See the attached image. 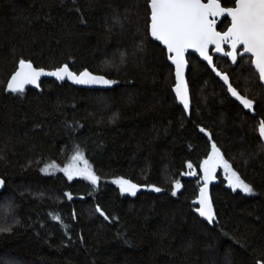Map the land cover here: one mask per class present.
Returning a JSON list of instances; mask_svg holds the SVG:
<instances>
[{"label": "trees", "instance_id": "trees-1", "mask_svg": "<svg viewBox=\"0 0 264 264\" xmlns=\"http://www.w3.org/2000/svg\"><path fill=\"white\" fill-rule=\"evenodd\" d=\"M149 2L0 0V203L8 198L13 206L3 220L11 231H0V264L264 262V83L242 46L236 63L211 53L233 87L255 100L244 109L189 53L188 116L173 91L167 48L150 36ZM230 23L225 16L217 28L225 32ZM20 59L47 69L68 64L116 83L86 89L44 79L37 90L10 93ZM201 127L255 190H233L218 168L212 224L196 212L201 164L211 150ZM77 150L97 184L84 176L69 180L61 170ZM50 164L56 170L42 171ZM121 177L145 189L126 194L115 182Z\"/></svg>", "mask_w": 264, "mask_h": 264}, {"label": "snow or ice", "instance_id": "snow-or-ice-1", "mask_svg": "<svg viewBox=\"0 0 264 264\" xmlns=\"http://www.w3.org/2000/svg\"><path fill=\"white\" fill-rule=\"evenodd\" d=\"M234 6L224 7L221 0H150V36L161 41L169 53L168 59L175 65V94L185 109L190 106L189 89L185 80V68L187 61L185 53L188 49H195L204 59L213 66L212 56L209 54V46H215L216 52L223 51V45L228 44L231 51L226 55L230 56L233 63H236L239 46H243V53L250 54L251 64L258 72L259 80L264 82V0H233ZM230 17L231 26L226 32L216 30L218 17ZM18 70L8 81L6 90L10 93H23L26 85L39 87V80L42 76H53L59 80L66 77L77 84L83 85H112L116 81L105 78L102 75H93L87 69L79 74L70 70L68 64L56 68L54 71L46 72L44 68L33 66L30 60L20 59ZM227 84L228 91L244 109L252 110L255 100L242 95L237 88L229 82L227 74L217 72ZM115 118V117H114ZM202 132L206 130L201 128ZM259 133L264 137V120L259 123ZM211 139V133H207ZM211 154L205 159L201 168L203 169L204 186L200 189L199 207L196 211L201 217H205L210 223L215 220V212L210 197L208 196V182L215 179L218 168L223 167L228 176V182L233 190L240 189L246 194H254V188L241 179L240 175L232 169V166L224 159V156L215 142L211 145ZM73 163L61 169L68 179L73 176H84L93 184L99 182V177L90 169L83 155L77 150L72 158ZM83 161L84 167H79ZM191 169L193 166L188 165ZM56 170L55 165H46L42 171ZM195 175V172L187 173ZM122 192L135 195L139 185L131 180L119 178L117 181ZM4 180L0 178V187L4 186ZM154 190L159 192V188ZM176 189L181 187L179 181L175 183ZM175 194V193H173ZM71 199V194H68ZM96 211L108 219L107 215L97 206ZM56 221H61L59 215L54 216ZM18 222V221H17ZM67 227V226H65ZM0 231H11V227L0 229ZM264 264V262H262Z\"/></svg>", "mask_w": 264, "mask_h": 264}, {"label": "water", "instance_id": "water-1", "mask_svg": "<svg viewBox=\"0 0 264 264\" xmlns=\"http://www.w3.org/2000/svg\"><path fill=\"white\" fill-rule=\"evenodd\" d=\"M205 2V1H204ZM205 3H207V1L205 2ZM222 4V3H221ZM223 6V5H222ZM224 17H218L217 18V24H218V22L219 21H221L222 19H223ZM230 18V17H229ZM230 21H231V18H230ZM230 26H231V23H230ZM229 26V27H230ZM228 27V28H229ZM216 30L217 31H219L218 30V28H217V25H216ZM227 31V30H226ZM225 31V32H226ZM221 32V31H220ZM161 42V41H160ZM162 43V42H161ZM163 44V43H162ZM226 45H228V44H225V45H223L222 47H223V51H221V52H216L215 51V46H213V45H210L209 46V54L211 55V53H212V51H213V53L214 54H216V55H219V56H224V55H226ZM165 46V45H164ZM166 47V46H165ZM232 50V49H231ZM237 52H238V49H237ZM189 53H193V54H195L196 56H198L202 61H204L208 66H209V68L212 70V72L217 76V78H219L226 86H227V84L223 81V79L221 78V76L220 75H217V72H219V73H223L222 71H220L218 68H217V66L215 65V63H214V59H213V57H212V59H213V64L215 65V70L213 69V66L212 65H210L205 59H204V57H202L201 55H200V53L198 52V51H196L195 49H188L187 50V52L185 53V59H186V61H187V66H186V68H185V72H184V75H185V80H186V82H187V84H188V89H189V98H190V106H189V108L188 109H185L184 107H183V105L179 102V100H178V103L180 104V106H182L183 107V109L185 110V112L187 113V115L188 116H190V114H191V109H192V101H191V92H190V86H189V81H188V70H189V66H190V64H189V61H188V54ZM244 54H246V55H249L250 56V54H247V53H244ZM212 56V55H211ZM238 58H239V55H238V57H237V61H238ZM230 59H231V57H230ZM231 61H232V59H231ZM236 61V62H237ZM170 63H171V65L174 67V72H175V65L172 63V61L170 60ZM33 66L34 67H36L34 64H33ZM37 68H39V67H37ZM70 68V67H69ZM45 69V71L46 72H50V71H54L55 69H47V68H44ZM17 70H18V68H17ZM70 70L71 71H73L71 68H70ZM74 72V71H73ZM89 72H91V71H89ZM15 73V72H14ZM13 73V74H14ZM76 73V72H75ZM93 75H100V74H95V73H93V72H91ZM12 74V75H13ZM77 74H79V73H77ZM223 74H226V73H223ZM228 75V74H227ZM103 76V75H102ZM229 76V75H228ZM105 77V76H104ZM105 78H107V77H105ZM10 79H11V77H10ZM44 79H55V80H57V81H69V82H72V83H75L74 81H72V80H69L67 77L64 79V80H59V79H57L56 77H53V76H42L41 78H40V80H39V87H40V84H41V81L42 80H44ZM108 79V78H107ZM176 80V79H175ZM229 82H230V78H229ZM231 83V82H230ZM264 83V82H263ZM75 84H77V83H75ZM78 85H80V86H82V87H84V88H86V89H107V88H110L112 85H108V86H105V85H83V84H78ZM28 87H30V88H33V89H35V90H37V89H39V87H37V86H35V85H26L25 86V88H28ZM174 89H175V86H174V88H173V91H174ZM174 94H175V91H174ZM175 96H176V94H175ZM177 98V97H176ZM201 128H203V127H201ZM200 128V129H201ZM204 129V128H203ZM206 130V129H205ZM201 131V130H200ZM202 132V131H201ZM203 134H205V136L211 141V145H212V143L213 142H215L214 140H213V137H212V135H211V139L209 138V136L207 135V133H210L208 130H206L205 132H202ZM215 144H216V142H215ZM217 145V144H216ZM217 147H218V145H217ZM219 148V147H218ZM211 151H212V148H211V150H210V153H209V155L211 154ZM0 178H2L1 176H0ZM216 178H217V170H216V173H215V179H213V180H211L210 182H208V196L210 197V199H211V202H212V206H213V209H214V212H215V220H216V218H217V212H216V207H215V205H214V201H213V197H212V187H213V185H214V183H215V180H216ZM3 179V178H2ZM4 180V179H3ZM201 181H202V185L200 186V189L204 186V180H203V170H202V179H201ZM5 182V181H4ZM4 188H5V183H4V186L3 187H0V194L4 191ZM200 189H199V194H198V198H197V204H198V207H199V203H198V201H199V196H200ZM197 212V211H196ZM197 214L199 215V213L197 212ZM200 216V215H199ZM200 218H202L204 221H206L208 224H212V223H214V221L213 222H209L205 217H201L200 216Z\"/></svg>", "mask_w": 264, "mask_h": 264}, {"label": "rangeland", "instance_id": "rangeland-1", "mask_svg": "<svg viewBox=\"0 0 264 264\" xmlns=\"http://www.w3.org/2000/svg\"><path fill=\"white\" fill-rule=\"evenodd\" d=\"M81 162H82V161L79 162V167L83 168V167H84V164L81 163ZM71 163H73V160H72L69 164H71ZM69 164H68V165H69ZM68 165H67V166H68ZM219 169L222 171L223 175H224V176L227 178V180H228V176H227V174L225 173L223 167L221 166ZM81 176H82V175H81ZM134 184H135V183H134ZM139 186H140V185H139ZM143 189H145V187H144V186H140L139 189H138V191L136 192V194H137L138 192H140L141 190H143ZM149 189L154 190V187H151V188H149ZM124 193H126V194H131V193H128V192H124ZM131 195H132V194H131ZM12 208H13V206H12V204H11V199L5 198V199L3 200V202L0 203V229H5V228L8 226V224H7V223H4L3 220L5 221L6 219H7V220H10V219H11V217H12ZM11 221H12V220H11ZM10 224H13V223H10ZM10 224H9V225H10Z\"/></svg>", "mask_w": 264, "mask_h": 264}, {"label": "flooded vegetation", "instance_id": "flooded-vegetation-1", "mask_svg": "<svg viewBox=\"0 0 264 264\" xmlns=\"http://www.w3.org/2000/svg\"><path fill=\"white\" fill-rule=\"evenodd\" d=\"M226 46H230V45H226ZM241 46H242V45H241ZM241 46L238 47V50H239V48H240ZM242 47H243V46H242ZM230 51H231V47H230ZM212 52H213V51H212ZM226 53H227V52H226Z\"/></svg>", "mask_w": 264, "mask_h": 264}]
</instances>
